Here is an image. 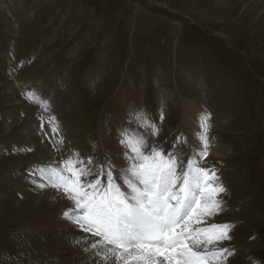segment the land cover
I'll return each instance as SVG.
<instances>
[{
    "label": "rangeland",
    "instance_id": "obj_1",
    "mask_svg": "<svg viewBox=\"0 0 264 264\" xmlns=\"http://www.w3.org/2000/svg\"><path fill=\"white\" fill-rule=\"evenodd\" d=\"M48 85L69 105L40 110L60 124L48 142L63 135L109 157L113 124L138 129L141 108L158 120L163 106L155 140L170 148L189 135L186 100L206 105L211 142L227 148L209 160L241 188L229 215L241 256L264 264V0H0V264H54L37 237L49 224L34 211L39 194L23 182L41 159L24 93Z\"/></svg>",
    "mask_w": 264,
    "mask_h": 264
},
{
    "label": "snow or ice",
    "instance_id": "obj_2",
    "mask_svg": "<svg viewBox=\"0 0 264 264\" xmlns=\"http://www.w3.org/2000/svg\"><path fill=\"white\" fill-rule=\"evenodd\" d=\"M24 95L55 112L50 99L34 91ZM133 117L138 129L119 132L122 164L96 155L94 146L65 147L59 135L51 144L61 158L42 161L31 179L41 190L62 194L68 202L63 217L85 234L76 244L100 264H234L236 224L218 219L227 211L229 188L207 162L211 113L198 116L191 134L195 145L186 132L170 148L155 140L165 120L163 106L158 120L142 111ZM48 125L52 134L61 131L55 115Z\"/></svg>",
    "mask_w": 264,
    "mask_h": 264
},
{
    "label": "bare ground",
    "instance_id": "obj_3",
    "mask_svg": "<svg viewBox=\"0 0 264 264\" xmlns=\"http://www.w3.org/2000/svg\"><path fill=\"white\" fill-rule=\"evenodd\" d=\"M259 17H260V13L256 17L255 21H258ZM258 29L261 30V27H259ZM252 31L253 33H255L256 29H252ZM55 93L57 92L53 91V88H51V86L48 85L47 87H45L44 92L39 94V96L44 97L46 99H50L52 105L55 106L58 110H61L62 112V113L60 112L61 115H66V112L64 109H68L69 107L68 101L66 100V97H64L63 99L61 98V100L58 99L57 97H55ZM163 94L169 99H173V97H175V94L172 91L164 90ZM210 100L212 101V99ZM213 101L215 100L213 99ZM33 106L34 107L36 106V109H35V112L33 111V118L30 121V129L32 130V132L35 133L37 143L33 142L32 145H34L36 148H31V149H39L41 152V159H40V162L36 164L37 166L42 161H49L53 157L56 160H59L62 156V153L53 152L52 144L48 142V139L46 137V135H49V131H50V129L48 128V125L44 123L45 126L43 128L40 127L41 120L39 121V119H41V117L39 114L41 111H46V110H44L41 107H38L36 104L31 105L29 109H32ZM211 106L213 105L211 104ZM56 108L54 109L57 110ZM205 110L206 112L209 113L208 107L200 101L186 100L185 102L184 122L189 132L190 141L193 145L196 144V140L194 137H192L191 134L192 132L198 130L197 118L200 114H204ZM11 115H9L8 118H11ZM113 126L116 128V130H118V132H120L122 129H129V130L133 129L134 130V128H132L131 125L126 124V122L125 123L117 122L116 124H113ZM118 132H115V134L113 133L112 139H111L112 143L108 144L107 150L110 151L111 153L110 157L115 158V162L117 164H122L123 160L119 158V153L121 149L118 144V139H119ZM26 134L29 137H31L30 132H27ZM69 138L70 137H68L65 140V142L67 141V143L65 144V147L71 146L75 148L76 147L81 148L80 144H76V145L68 144ZM211 143H212V147L210 149L211 151L210 156L212 157V158L210 157L211 161L213 158L218 159V158L226 156V154L224 153V149L227 150V148L221 147V145L217 141H213ZM82 149H85L86 151L91 150L90 148H88L86 144H83ZM105 154H107L106 150H105ZM105 154H96V155L103 157ZM211 161L208 158V161H207L208 164L211 166H214L216 170L223 177L224 181L226 182V185H228L229 188L231 187V190L229 189L230 190L229 194L225 197L226 202H227V211L223 216L218 217V219L231 221L229 220V215L233 208L238 207L236 203L241 197V188L239 184L232 181V179H230L229 177H226V173H223L220 170L219 166L214 164ZM23 182L25 183V188L31 189L30 190L31 192L39 194L38 196H36L37 201L34 202V211L36 213H39L46 221H49V224L45 225L44 229L40 230L41 235H37V237L41 241L40 246L42 250H45V248L47 250L46 253H47L48 258H46V261H48L49 259L50 261H53L54 264H100V262L95 257L91 256L90 253L83 251L82 246L76 244V240L83 238L85 234H83L78 228H76L74 224L70 223L68 220H66L63 217L62 213L65 210V208L68 207V202L63 198L62 194L50 187L43 189V190L39 189L36 183H34L33 180L31 179V176L27 177V179ZM21 187H23V185H22V182L20 181L19 191L22 192V196L25 193L27 194L29 193L28 192L29 190L21 189ZM31 192L30 194L35 195ZM15 199H16V196L13 193L8 194L7 201L9 204L10 202L14 203ZM234 232H235V236L231 243H232V246H234L238 250L234 257V264H245L241 256L242 251L239 250L240 247L243 248V246L241 245V243L238 245V242L239 241L242 242V240L246 238H244V233L242 232V229L238 227V225H236ZM89 239H92V238L89 237ZM109 264H111V262H109Z\"/></svg>",
    "mask_w": 264,
    "mask_h": 264
},
{
    "label": "clouds",
    "instance_id": "obj_4",
    "mask_svg": "<svg viewBox=\"0 0 264 264\" xmlns=\"http://www.w3.org/2000/svg\"><path fill=\"white\" fill-rule=\"evenodd\" d=\"M141 111L144 112L145 115L150 116V114L147 113L146 109H143V108H141L140 110H138L136 113H139V112H141Z\"/></svg>",
    "mask_w": 264,
    "mask_h": 264
}]
</instances>
